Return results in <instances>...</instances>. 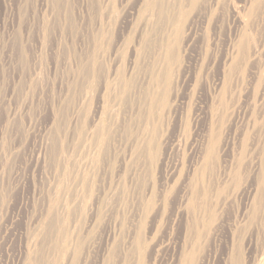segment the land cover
Masks as SVG:
<instances>
[{
  "label": "rangeland",
  "instance_id": "374dc122",
  "mask_svg": "<svg viewBox=\"0 0 264 264\" xmlns=\"http://www.w3.org/2000/svg\"><path fill=\"white\" fill-rule=\"evenodd\" d=\"M0 264H264V0H0Z\"/></svg>",
  "mask_w": 264,
  "mask_h": 264
}]
</instances>
